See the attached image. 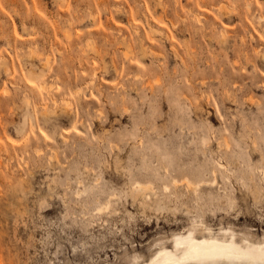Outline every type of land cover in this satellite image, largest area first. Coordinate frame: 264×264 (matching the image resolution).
Wrapping results in <instances>:
<instances>
[{"label":"rangeland","instance_id":"obj_1","mask_svg":"<svg viewBox=\"0 0 264 264\" xmlns=\"http://www.w3.org/2000/svg\"><path fill=\"white\" fill-rule=\"evenodd\" d=\"M158 1L0 0V264L264 240V0Z\"/></svg>","mask_w":264,"mask_h":264},{"label":"bare ground","instance_id":"obj_2","mask_svg":"<svg viewBox=\"0 0 264 264\" xmlns=\"http://www.w3.org/2000/svg\"><path fill=\"white\" fill-rule=\"evenodd\" d=\"M80 1H82V4H87L86 0H77V3ZM158 3H161V1L159 0ZM151 32H159V29L152 26ZM69 35L70 33L67 34V38H69ZM164 37L168 39L170 35L168 34ZM140 48L142 50V56L145 57L147 50L143 37L140 38ZM171 49L175 51L176 56L179 55L176 51V46L172 45ZM94 52L99 54L98 50H95ZM153 54L156 57L158 56L157 53ZM124 56L126 58L128 57V52L125 50ZM262 58H264V53L262 54ZM116 65L117 64L114 66ZM29 75L35 78L39 77V74L32 69L29 70ZM39 85L42 89L47 88V85H45L43 81L40 82ZM219 166L225 167L224 164H219ZM173 181L174 184L177 185L180 183L181 179L174 178ZM202 182H209L208 184L213 185L216 182V177L211 181L201 179L198 182L182 178V183L195 191L201 186ZM165 188L167 189V187ZM135 189L140 193L147 194L152 191L153 186L150 182H136ZM199 225L201 228H210L204 222ZM262 225H264V223H262ZM228 234L230 236H228V239L225 241H222L221 239L207 240L205 238L197 239V237L194 236V232L190 231L188 235L178 236L175 239V246L180 249L179 255L175 254L173 250L169 251L167 249H162L156 253L151 260L144 262L143 264H262V262H264V240L254 243L248 240L244 235H241L242 237L238 236V233L235 231H224V236Z\"/></svg>","mask_w":264,"mask_h":264},{"label":"snow or ice","instance_id":"obj_3","mask_svg":"<svg viewBox=\"0 0 264 264\" xmlns=\"http://www.w3.org/2000/svg\"><path fill=\"white\" fill-rule=\"evenodd\" d=\"M262 264H264V262H262Z\"/></svg>","mask_w":264,"mask_h":264}]
</instances>
